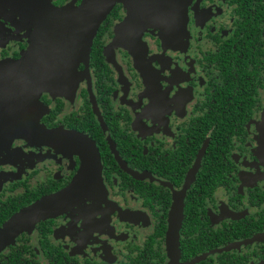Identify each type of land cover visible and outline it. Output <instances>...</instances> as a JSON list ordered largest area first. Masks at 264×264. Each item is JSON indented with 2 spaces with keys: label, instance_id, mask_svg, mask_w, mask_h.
Returning a JSON list of instances; mask_svg holds the SVG:
<instances>
[{
  "label": "flooded vegetation",
  "instance_id": "flooded-vegetation-1",
  "mask_svg": "<svg viewBox=\"0 0 264 264\" xmlns=\"http://www.w3.org/2000/svg\"><path fill=\"white\" fill-rule=\"evenodd\" d=\"M82 1L0 0V264H168L172 226L179 264H264V0H190L168 45L119 0L75 93L3 83L50 6ZM67 131L96 147L105 196L5 235L80 175Z\"/></svg>",
  "mask_w": 264,
  "mask_h": 264
},
{
  "label": "water",
  "instance_id": "water-1",
  "mask_svg": "<svg viewBox=\"0 0 264 264\" xmlns=\"http://www.w3.org/2000/svg\"><path fill=\"white\" fill-rule=\"evenodd\" d=\"M117 1L119 0H83L79 6L71 4L61 8H53L51 5L50 17L44 24L40 23V32L30 45L27 57L17 65L16 72L19 73L15 75L8 72L5 75L8 80L3 83L10 84L9 79L13 78L14 84H21L26 88L21 96L32 90L39 93H75L81 77L78 67L81 62L89 60L93 37ZM189 2L190 0H125L131 10L129 20H134V24L138 23L136 25H139L140 30L148 27L159 29L160 36L167 45L176 37V41L183 39L187 29ZM136 61L146 66L142 57H137ZM34 120V126L38 125L37 119ZM39 132L48 134L51 140L61 146V130L40 128ZM65 134L73 138L82 154L80 175L64 190L50 194L22 210L15 222L5 226V235L13 237L22 230L31 229L37 221L65 211L69 204L76 202L79 196L82 198L84 193L89 196H105L101 161L96 147L83 134L69 131ZM178 236V227L172 226L169 233L168 264H179Z\"/></svg>",
  "mask_w": 264,
  "mask_h": 264
}]
</instances>
